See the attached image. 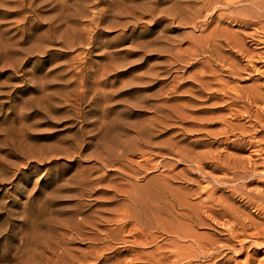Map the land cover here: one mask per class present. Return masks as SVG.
Here are the masks:
<instances>
[{
	"label": "rangeland",
	"instance_id": "rangeland-1",
	"mask_svg": "<svg viewBox=\"0 0 264 264\" xmlns=\"http://www.w3.org/2000/svg\"><path fill=\"white\" fill-rule=\"evenodd\" d=\"M234 1L0 0V264H264V0Z\"/></svg>",
	"mask_w": 264,
	"mask_h": 264
},
{
	"label": "bare ground",
	"instance_id": "bare-ground-1",
	"mask_svg": "<svg viewBox=\"0 0 264 264\" xmlns=\"http://www.w3.org/2000/svg\"><path fill=\"white\" fill-rule=\"evenodd\" d=\"M187 1V0H186ZM217 1H219V0H203V5L202 6H204L206 9H208V8H210L211 6L213 7V5L217 2ZM229 1H233V0H229ZM235 1H237L238 2V0H235ZM235 1L233 2V3H235ZM241 1V0H240ZM249 2H250V0H248ZM255 1V0H254ZM224 2V1H223ZM243 2V1H242ZM241 2V3H242ZM247 2V1H246ZM220 3V2H219ZM248 3V2H247ZM251 3H252V5L254 6V3L251 1ZM256 3V2H255ZM258 3V2H257ZM256 3V4H257ZM261 3V2H260ZM228 4H230V3H228ZM227 4V5H228ZM238 4V3H237ZM200 5V4H199ZM230 5H232V4H230ZM235 5V4H234ZM239 5V4H238ZM260 5V4H259ZM263 5V4H262ZM236 7V6H235ZM254 7H256V5L254 6ZM257 7H260V6H257ZM184 8V7H183ZM237 8V7H236ZM261 8V7H260ZM259 8V9H260ZM202 9H203V7H202ZM201 9V10H202ZM232 9V8H231ZM251 9V8H250ZM258 9V8H257ZM264 10V7H262L261 8V10H259V11H263ZM242 11V10H241ZM199 12H201V11H199ZM215 12V11H214ZM232 12V11H231ZM234 12H235V10H234ZM234 12H233V14H234ZM212 15H214L213 13H211ZM260 17H262V16H260ZM264 20V19H263ZM258 22V21H257ZM262 22V21H261ZM245 26H246V24H245ZM233 42H235V40L234 41H232V43ZM236 42H239V41H236ZM236 42H235V45H236ZM239 45H240V43H239ZM236 46H238V43H237V45ZM255 102V101H254ZM174 233V232H173ZM175 234V233H174ZM31 235V234H30ZM185 238V237H184ZM23 252V251H22ZM174 254H172V256H173ZM178 256H180L179 254H177ZM177 256V257H178ZM175 258H176V253H175V256H174Z\"/></svg>",
	"mask_w": 264,
	"mask_h": 264
}]
</instances>
